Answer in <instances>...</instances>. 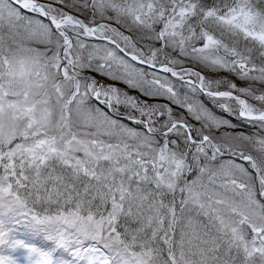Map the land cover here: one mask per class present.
<instances>
[{
    "label": "snow or ice",
    "instance_id": "6c2138e0",
    "mask_svg": "<svg viewBox=\"0 0 264 264\" xmlns=\"http://www.w3.org/2000/svg\"><path fill=\"white\" fill-rule=\"evenodd\" d=\"M25 223L70 264H264V0H0V264Z\"/></svg>",
    "mask_w": 264,
    "mask_h": 264
},
{
    "label": "rangeland",
    "instance_id": "374dc122",
    "mask_svg": "<svg viewBox=\"0 0 264 264\" xmlns=\"http://www.w3.org/2000/svg\"><path fill=\"white\" fill-rule=\"evenodd\" d=\"M227 77H228L227 73H222V78H227ZM236 83L238 85H240L241 81L236 80ZM235 122L236 121H234V123ZM25 224H21L19 226L18 233H17L18 236H20L21 238L30 237L32 239V241H39V244L35 245L36 250L34 252L29 250V249H17L16 251L29 252V256L25 257L26 259L31 258V256L35 255L37 257V259L33 260L32 264H38L40 252L50 251V250L55 249L53 255H54V257H57L59 259L60 264H70V261L73 258L70 251H68L66 249L56 248L54 243L47 240V238L45 237L44 234L37 233L29 225H28V227H24ZM26 243H27V241H26ZM10 255H12L14 259H19V257L16 256V252H12V253H10ZM53 264H55V260L53 261Z\"/></svg>",
    "mask_w": 264,
    "mask_h": 264
},
{
    "label": "trees",
    "instance_id": "16d2710c",
    "mask_svg": "<svg viewBox=\"0 0 264 264\" xmlns=\"http://www.w3.org/2000/svg\"><path fill=\"white\" fill-rule=\"evenodd\" d=\"M24 227H28V224H25ZM29 231V230H28ZM43 234V233H42Z\"/></svg>",
    "mask_w": 264,
    "mask_h": 264
}]
</instances>
